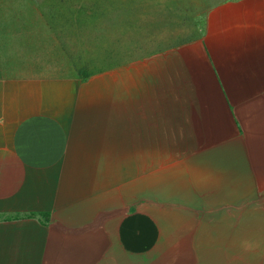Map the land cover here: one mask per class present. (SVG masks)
<instances>
[{
	"label": "crops",
	"instance_id": "0c3cea01",
	"mask_svg": "<svg viewBox=\"0 0 264 264\" xmlns=\"http://www.w3.org/2000/svg\"><path fill=\"white\" fill-rule=\"evenodd\" d=\"M197 34L84 75L0 56V264H264L251 220L209 215L252 202L264 0H213Z\"/></svg>",
	"mask_w": 264,
	"mask_h": 264
},
{
	"label": "rangeland",
	"instance_id": "374dc122",
	"mask_svg": "<svg viewBox=\"0 0 264 264\" xmlns=\"http://www.w3.org/2000/svg\"><path fill=\"white\" fill-rule=\"evenodd\" d=\"M212 2L0 0V56L22 57L34 73L128 70L138 59L178 56L183 45L196 41L199 21ZM253 134L248 148L252 202L238 194L230 208L209 215L251 220L256 240L264 237V130ZM237 190L248 192V185Z\"/></svg>",
	"mask_w": 264,
	"mask_h": 264
}]
</instances>
